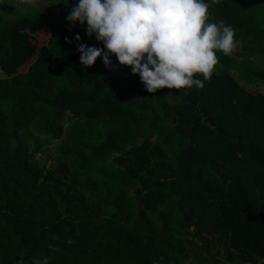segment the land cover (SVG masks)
<instances>
[{
  "label": "trees",
  "instance_id": "16d2710c",
  "mask_svg": "<svg viewBox=\"0 0 264 264\" xmlns=\"http://www.w3.org/2000/svg\"><path fill=\"white\" fill-rule=\"evenodd\" d=\"M76 2L60 25L0 17V264H194L193 239L264 264V93L239 83L264 84V0L208 10L242 61L154 93L114 55L81 67L75 35L103 46L66 22Z\"/></svg>",
  "mask_w": 264,
  "mask_h": 264
},
{
  "label": "clouds",
  "instance_id": "9594fccd",
  "mask_svg": "<svg viewBox=\"0 0 264 264\" xmlns=\"http://www.w3.org/2000/svg\"><path fill=\"white\" fill-rule=\"evenodd\" d=\"M219 3L221 0H77L65 19L70 27L84 26L86 36L103 46H86L78 34L73 37L82 68L92 66L97 57L106 68L112 67L114 55L119 65L129 66L139 76L148 93L162 88L201 89L218 62L216 51L227 56L237 46L234 28L206 22L210 6ZM34 264H48V259Z\"/></svg>",
  "mask_w": 264,
  "mask_h": 264
},
{
  "label": "rangeland",
  "instance_id": "374dc122",
  "mask_svg": "<svg viewBox=\"0 0 264 264\" xmlns=\"http://www.w3.org/2000/svg\"><path fill=\"white\" fill-rule=\"evenodd\" d=\"M58 1L59 0H34V3H29L28 0H0V17L16 20L26 14L30 15L29 17L37 15L41 20H49L56 25H60L62 23L61 14L56 9V3ZM236 44V49L228 56L234 60L242 61L241 56H237L240 50V44L238 42H236ZM24 69L25 66L19 71H23ZM231 73L237 79L235 71ZM239 83L247 93H254L256 91L264 93V84L255 83L253 86H247L241 81H239ZM48 147L49 151L47 150L44 153H38L36 155V157L41 160V163L46 162L47 165L51 161L50 158L47 157V154L51 152L53 145ZM192 244L193 245L189 248V254L191 256L190 260L194 264H229L223 252L221 253L222 255L218 257L215 256L217 250H213L214 248L212 249V247H210L211 253H207L202 249V246H200L201 243L198 240L193 239ZM190 249L195 251V253H192Z\"/></svg>",
  "mask_w": 264,
  "mask_h": 264
}]
</instances>
